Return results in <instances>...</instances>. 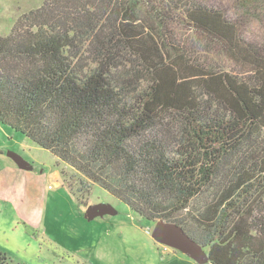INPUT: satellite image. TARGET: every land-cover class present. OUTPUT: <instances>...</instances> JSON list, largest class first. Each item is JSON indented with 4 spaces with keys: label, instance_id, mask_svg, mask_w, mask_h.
Segmentation results:
<instances>
[{
    "label": "trees",
    "instance_id": "16d2710c",
    "mask_svg": "<svg viewBox=\"0 0 264 264\" xmlns=\"http://www.w3.org/2000/svg\"><path fill=\"white\" fill-rule=\"evenodd\" d=\"M157 3L198 38L165 31ZM240 36L202 0H44L0 36V125L80 196L98 186L177 226L211 264H264V52Z\"/></svg>",
    "mask_w": 264,
    "mask_h": 264
},
{
    "label": "rangeland",
    "instance_id": "374dc122",
    "mask_svg": "<svg viewBox=\"0 0 264 264\" xmlns=\"http://www.w3.org/2000/svg\"><path fill=\"white\" fill-rule=\"evenodd\" d=\"M202 1L225 13L237 24L240 37L264 52V0ZM43 2L0 0V36L8 35L23 14L40 8ZM155 6L165 31H172L181 42L193 35L198 38L187 30L179 13L158 3ZM192 46L203 64L210 61L223 71H241L220 46ZM65 176L49 152L0 125V249L9 253L12 264L207 262L205 249L189 243L179 248L158 242L154 232L162 221L141 219L98 186L92 187L89 196H80L74 190L77 184ZM93 205H103L109 212L88 216L87 208Z\"/></svg>",
    "mask_w": 264,
    "mask_h": 264
},
{
    "label": "water",
    "instance_id": "95a60500",
    "mask_svg": "<svg viewBox=\"0 0 264 264\" xmlns=\"http://www.w3.org/2000/svg\"><path fill=\"white\" fill-rule=\"evenodd\" d=\"M109 210L103 206V205H93L89 206L87 208V215L88 216H96V215H102L105 213H108ZM185 240V242L182 243L181 238ZM154 238L164 245H173L179 248H183V246L186 243H189V245H193V248H198L195 244H193L182 232L181 229H179L177 226L173 224H167L164 223L162 225H158L155 228L154 232ZM179 242L181 245H179ZM204 264H211L208 260Z\"/></svg>",
    "mask_w": 264,
    "mask_h": 264
},
{
    "label": "crops",
    "instance_id": "0c3cea01",
    "mask_svg": "<svg viewBox=\"0 0 264 264\" xmlns=\"http://www.w3.org/2000/svg\"><path fill=\"white\" fill-rule=\"evenodd\" d=\"M2 249V248H1ZM4 250V249H3Z\"/></svg>",
    "mask_w": 264,
    "mask_h": 264
}]
</instances>
